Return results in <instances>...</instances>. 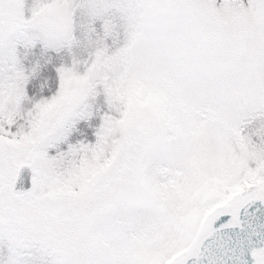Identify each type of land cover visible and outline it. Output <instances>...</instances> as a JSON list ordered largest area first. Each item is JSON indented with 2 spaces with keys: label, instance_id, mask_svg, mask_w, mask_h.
<instances>
[{
  "label": "rangeland",
  "instance_id": "rangeland-1",
  "mask_svg": "<svg viewBox=\"0 0 264 264\" xmlns=\"http://www.w3.org/2000/svg\"><path fill=\"white\" fill-rule=\"evenodd\" d=\"M253 198L264 0H0V264H184Z\"/></svg>",
  "mask_w": 264,
  "mask_h": 264
},
{
  "label": "water",
  "instance_id": "water-1",
  "mask_svg": "<svg viewBox=\"0 0 264 264\" xmlns=\"http://www.w3.org/2000/svg\"><path fill=\"white\" fill-rule=\"evenodd\" d=\"M31 177L30 167L20 166L15 190L30 189ZM237 217L241 226L226 225L229 215L214 217L213 231L204 239L198 254L185 264H255L253 252L264 246V202L257 198L249 200Z\"/></svg>",
  "mask_w": 264,
  "mask_h": 264
},
{
  "label": "flooded vegetation",
  "instance_id": "flooded-vegetation-1",
  "mask_svg": "<svg viewBox=\"0 0 264 264\" xmlns=\"http://www.w3.org/2000/svg\"><path fill=\"white\" fill-rule=\"evenodd\" d=\"M261 250H262V249H261ZM261 250L256 251L254 254H256L257 252H260ZM258 263H259V260H257L255 264H258Z\"/></svg>",
  "mask_w": 264,
  "mask_h": 264
}]
</instances>
